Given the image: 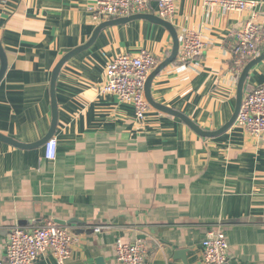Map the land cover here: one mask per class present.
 I'll return each mask as SVG.
<instances>
[{
  "label": "crops",
  "instance_id": "crops-1",
  "mask_svg": "<svg viewBox=\"0 0 264 264\" xmlns=\"http://www.w3.org/2000/svg\"><path fill=\"white\" fill-rule=\"evenodd\" d=\"M95 1L0 0L7 59L0 80L1 134L21 143L46 135L52 70L92 36ZM253 1L254 11L264 12V0ZM174 2L168 21L179 44L184 33L194 32L206 46L185 63L176 55L153 78L150 95L215 131L236 103L230 36L251 10H226L206 0ZM172 45L164 26L145 19L103 28L56 78L54 159L45 158L44 145L23 149L0 141V260L12 227L53 221L79 238L64 264H99V258L119 264L118 239H144L147 264H202V241L217 224L225 231L230 264H264V135L254 138L233 124L202 137L151 105L140 121L131 103L101 90L109 59L146 50L160 63ZM261 83L264 60L249 71L243 93ZM96 226L105 228L97 232ZM33 264L57 261L47 255Z\"/></svg>",
  "mask_w": 264,
  "mask_h": 264
},
{
  "label": "built area",
  "instance_id": "built-area-1",
  "mask_svg": "<svg viewBox=\"0 0 264 264\" xmlns=\"http://www.w3.org/2000/svg\"><path fill=\"white\" fill-rule=\"evenodd\" d=\"M206 1L226 10H251L249 19L230 36L233 72L239 76L244 65L264 50V12L259 14L254 11L256 1L253 0ZM175 8L174 0H96L92 18L99 24L117 17L154 13L169 20ZM205 46L206 42L200 35L184 33L177 52L179 61L185 63L198 59ZM158 63V59L146 50L133 55H116L106 63L101 90L116 95L120 101L131 103L136 117L141 121L149 107L144 93L145 81ZM234 124L254 138L260 139L264 135V83L243 93ZM44 149L45 158L54 159L55 139L50 138L44 144ZM104 228L96 226L93 230L98 232ZM78 241V236L70 229L53 221L36 223L31 228L16 225L8 234L5 256L0 264H33L47 255L54 256L57 264H64ZM202 246V264H230L229 245L221 225L217 224L206 232ZM148 249L144 239H135L130 243L118 239L114 244L115 258L119 264H147Z\"/></svg>",
  "mask_w": 264,
  "mask_h": 264
},
{
  "label": "water",
  "instance_id": "water-1",
  "mask_svg": "<svg viewBox=\"0 0 264 264\" xmlns=\"http://www.w3.org/2000/svg\"><path fill=\"white\" fill-rule=\"evenodd\" d=\"M136 19H145L154 23H158L162 26H164L170 33L172 40H173V45L172 49L170 51V54L149 73L146 81H145V87H144V93H145V98L148 102L149 105L152 107L156 108L157 110L164 112L166 114H170L172 116H175L179 118L181 121H183L191 130H193L196 134L202 136V137H213L216 136L222 132H225L227 129H229L235 121V118L237 116L238 110L241 105V99L243 95V88H244V82L248 76L249 71L257 65L259 62L264 60V50L261 51L256 57L252 58L249 60L244 67L242 68L239 76H238V81H237V88H236V103H235V108L233 111V114L231 118L219 129L215 131H205L201 129L197 124H195L189 117L184 115L183 113L176 111L172 108L166 107L164 105H161L159 103H156L152 100L151 95H150V86L153 78L162 70L164 69L167 65L172 63L177 55L178 52V47H179V40L176 35V31L173 27V25L170 23V21L165 20L159 16H157L154 13H137V14H132L129 16L125 17H117L113 19H108L105 20L101 23H99L92 36L90 39L83 45H80L71 51L67 52L65 55L62 56V58L56 63L55 67L52 70L51 73V80H50V96H51V113H52V118H51V125L44 137H42L40 140L34 142V143H21L18 142L10 137H7L3 134L0 133V141L11 144L13 146L19 147V148H35L44 145L54 134V130L56 127V122H57V111H56V99H55V82L56 78L58 76V73L62 67V65L70 59L72 56L76 55L78 52L86 49L96 38L98 33L105 27L111 26V25H117V24H123L132 20ZM7 66V59L6 55L2 49L1 43H0V80L2 79L5 69ZM251 221H263V219L260 218H253L250 219ZM59 223H62V221H59ZM78 223V222H77ZM99 264H103V261L101 258L98 259Z\"/></svg>",
  "mask_w": 264,
  "mask_h": 264
}]
</instances>
